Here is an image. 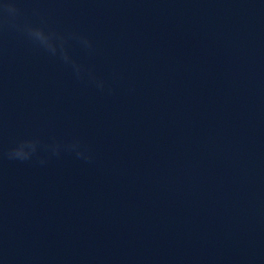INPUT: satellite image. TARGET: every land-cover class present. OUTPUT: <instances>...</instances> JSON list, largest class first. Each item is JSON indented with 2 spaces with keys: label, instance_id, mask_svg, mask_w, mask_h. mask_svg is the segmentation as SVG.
Returning <instances> with one entry per match:
<instances>
[{
  "label": "clouds",
  "instance_id": "obj_1",
  "mask_svg": "<svg viewBox=\"0 0 264 264\" xmlns=\"http://www.w3.org/2000/svg\"><path fill=\"white\" fill-rule=\"evenodd\" d=\"M8 11L14 12L15 9L11 5H5ZM28 37L39 46L43 47L45 50L51 52L53 55L57 52V47H59L62 58L65 62H69L70 58L67 55V52L64 49V38L59 36L54 31H46L42 27H33L30 25H26L24 28ZM58 42V44H57ZM73 66L76 68L77 72H79V66H76L73 62Z\"/></svg>",
  "mask_w": 264,
  "mask_h": 264
}]
</instances>
